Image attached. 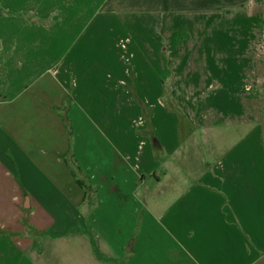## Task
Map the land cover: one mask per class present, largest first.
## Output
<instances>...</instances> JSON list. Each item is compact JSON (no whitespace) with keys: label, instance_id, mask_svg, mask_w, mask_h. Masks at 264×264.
Segmentation results:
<instances>
[{"label":"crops","instance_id":"1","mask_svg":"<svg viewBox=\"0 0 264 264\" xmlns=\"http://www.w3.org/2000/svg\"><path fill=\"white\" fill-rule=\"evenodd\" d=\"M0 6V264H264V0Z\"/></svg>","mask_w":264,"mask_h":264},{"label":"trees","instance_id":"2","mask_svg":"<svg viewBox=\"0 0 264 264\" xmlns=\"http://www.w3.org/2000/svg\"><path fill=\"white\" fill-rule=\"evenodd\" d=\"M139 101V100H138ZM139 103L142 105V103L139 101ZM145 111H144V115H145V117H146V120L147 121H149V116L147 115V112H149V110L148 109H144ZM144 134H148L149 133V130H145L144 132H143ZM154 146H155V141H154ZM155 150H156V153H158L159 154V151H161V149L160 148H158V147H156L155 146Z\"/></svg>","mask_w":264,"mask_h":264},{"label":"rangeland","instance_id":"3","mask_svg":"<svg viewBox=\"0 0 264 264\" xmlns=\"http://www.w3.org/2000/svg\"><path fill=\"white\" fill-rule=\"evenodd\" d=\"M0 14H4V9L0 6Z\"/></svg>","mask_w":264,"mask_h":264}]
</instances>
